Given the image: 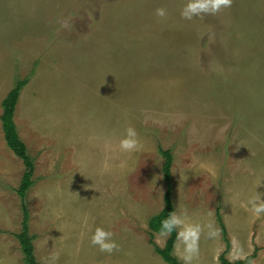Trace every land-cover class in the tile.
Here are the masks:
<instances>
[{
    "label": "rangeland",
    "instance_id": "obj_1",
    "mask_svg": "<svg viewBox=\"0 0 264 264\" xmlns=\"http://www.w3.org/2000/svg\"><path fill=\"white\" fill-rule=\"evenodd\" d=\"M184 2L0 0V116L26 80L13 120L34 165L24 201L38 264L53 254L55 264H167L149 243L166 188L159 147L173 154L174 207L194 220L210 213L220 230L202 238L195 264H219L222 252L231 261L238 248L264 264V214L247 208L264 177V0L191 20L179 15ZM128 126L140 141L133 153L119 148ZM23 169L0 119V264H25ZM95 226L119 251L90 244Z\"/></svg>",
    "mask_w": 264,
    "mask_h": 264
},
{
    "label": "clouds",
    "instance_id": "obj_2",
    "mask_svg": "<svg viewBox=\"0 0 264 264\" xmlns=\"http://www.w3.org/2000/svg\"><path fill=\"white\" fill-rule=\"evenodd\" d=\"M232 0H185L182 4L179 15L183 19L191 20L193 17H202L206 14L215 15L221 9L228 8ZM157 17H165L166 9L157 7L154 9ZM67 27V21L61 24ZM120 150L133 153L140 149V141L137 130L128 126L124 129V134L119 139ZM264 177H257L253 184V192L247 198V208L259 218L264 214V192L257 191V186L261 184ZM163 210V206L161 208ZM211 214L199 219H192L186 207L179 203L167 215L160 219L156 229V243L161 244V238L166 242L167 238L174 233L172 254L180 261V264H195L200 256V245L202 238L205 240H215L220 236V230L215 221L209 218ZM147 226L146 224L144 225ZM114 233L100 226H95L91 230L89 237L90 244L97 246L99 251L111 254L113 251H119L120 245L113 238ZM246 253L242 248L236 249L230 254V260H245ZM57 255H51L46 264H55ZM216 258V257H214Z\"/></svg>",
    "mask_w": 264,
    "mask_h": 264
},
{
    "label": "trees",
    "instance_id": "obj_3",
    "mask_svg": "<svg viewBox=\"0 0 264 264\" xmlns=\"http://www.w3.org/2000/svg\"><path fill=\"white\" fill-rule=\"evenodd\" d=\"M26 84V80L19 79L15 80L14 85L10 88L7 94L4 96L1 102L2 114L0 116L1 126L3 131V137L8 148L17 156L23 164V173L21 175L20 182L16 188V192L21 199L22 219L21 229L16 233V238L19 242L21 252L23 254L25 264H38L33 250V244L31 236L28 233V212L25 205V194L27 189L32 185V173H33V161L31 156L27 152L25 143L22 141L18 134L16 124L13 120L15 111V105L17 103L20 91ZM159 152L163 157L162 163V177L165 182V191L163 194V210L153 215L148 221L149 232V243L152 244L153 250L167 263V264H180L179 260L172 254V244L174 233L168 237L163 246H158L153 241V233L159 225L161 218L167 215L168 211L174 208L171 193V165L173 160V154L170 148L159 147ZM216 217L219 221L221 233L226 246H228V240L226 238V230L222 222L218 209L216 210ZM255 257V252L247 255L245 260H235L234 262L229 261L225 256L224 252L219 255V264H250L251 260Z\"/></svg>",
    "mask_w": 264,
    "mask_h": 264
},
{
    "label": "crops",
    "instance_id": "obj_4",
    "mask_svg": "<svg viewBox=\"0 0 264 264\" xmlns=\"http://www.w3.org/2000/svg\"><path fill=\"white\" fill-rule=\"evenodd\" d=\"M216 219H217V217H216ZM217 222H218V220H217ZM180 262V261H179Z\"/></svg>",
    "mask_w": 264,
    "mask_h": 264
}]
</instances>
